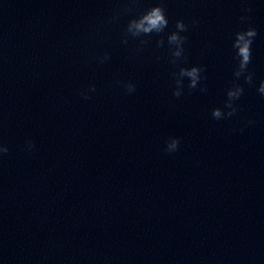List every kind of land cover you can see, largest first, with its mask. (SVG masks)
<instances>
[{
    "label": "clouds",
    "instance_id": "9594fccd",
    "mask_svg": "<svg viewBox=\"0 0 264 264\" xmlns=\"http://www.w3.org/2000/svg\"><path fill=\"white\" fill-rule=\"evenodd\" d=\"M132 3L135 0H131ZM124 13H129L132 11L130 7H125L122 10ZM245 13H250L251 8L243 9ZM117 17H113L116 19ZM242 23H247L250 20L248 15H242L240 17ZM168 18L166 15V9L162 4L158 3L155 6L147 9L138 17L130 19L127 23V26L124 31L123 43L128 42V37L139 40V45L144 46L150 42V37L152 34H160L165 31L168 27ZM192 25L195 26L198 22L193 20ZM175 31L170 32L167 35V44H168V53L170 56L169 62L173 65H179L180 62L185 58V48L184 45L187 41V36L182 35L181 33L187 32L189 25L185 24L183 20H177L175 24ZM258 35L255 27L248 26L243 30L237 31L232 42V47L235 49L236 66L234 68L233 76L235 80L232 83V86L226 90L227 100L224 103L223 108L217 107L214 108L211 112L213 119L221 120L225 118H230L234 116L238 111V106L236 101L244 94V87L238 82L240 78H243L244 83L251 85L253 83L254 73L249 71V64L252 61V45L255 37ZM156 46L158 48L164 47V39L161 38L156 41ZM110 59L109 55L105 53L103 56L97 57V62L100 64L106 63ZM206 69L203 66H192L184 67L179 66L178 71L173 72L172 76L174 78V89L172 95L176 98H179L183 95L184 90V81L185 78L188 80L187 87L190 90L199 89L200 92L206 93L207 87L201 84V81L205 79L202 73ZM120 83V81H117ZM125 91L128 94H132L136 90V85L132 82H127L123 85ZM95 85H89L86 91H82L81 95L83 98L88 99V92H95ZM257 91L264 96V81H261ZM255 121L249 120L247 122L248 126H253ZM242 130V129H241ZM180 138L170 137L166 141L165 151L169 154L175 153L178 151L180 146ZM26 149L31 152L35 143L32 140L25 141ZM9 151L8 147L3 143H0V157L7 154Z\"/></svg>",
    "mask_w": 264,
    "mask_h": 264
}]
</instances>
